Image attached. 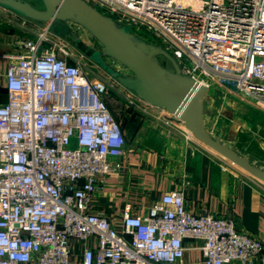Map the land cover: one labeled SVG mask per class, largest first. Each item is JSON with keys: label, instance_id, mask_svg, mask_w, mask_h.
I'll use <instances>...</instances> for the list:
<instances>
[{"label": "built area", "instance_id": "built-area-1", "mask_svg": "<svg viewBox=\"0 0 264 264\" xmlns=\"http://www.w3.org/2000/svg\"><path fill=\"white\" fill-rule=\"evenodd\" d=\"M85 1L161 44L206 86L264 109V0ZM48 32L22 39L0 96V264H189L186 239L201 242L203 264H250L264 242L231 216L191 212L181 190L167 191L144 215L126 205L120 230L88 210L90 194L114 169L111 158L124 152L106 101L113 83L70 60ZM128 95L132 107L147 104ZM92 235L96 246L73 259L70 240Z\"/></svg>", "mask_w": 264, "mask_h": 264}, {"label": "crops", "instance_id": "crops-1", "mask_svg": "<svg viewBox=\"0 0 264 264\" xmlns=\"http://www.w3.org/2000/svg\"><path fill=\"white\" fill-rule=\"evenodd\" d=\"M39 24L0 6V96L3 98L8 64L15 60L22 39L34 35ZM110 90L112 95L108 90L106 101L121 125L124 152L111 158L114 169L102 176L100 188L90 194L89 211L103 213L120 230L126 205L130 214L144 215L167 191L178 189L191 212L231 216L239 230L264 242V182L228 164L226 159L198 142L166 110L149 104L132 107L127 101L128 90L118 83ZM206 107L203 98V118L208 128ZM212 136L229 145L224 137ZM259 140L264 143V136ZM245 156L252 160L249 154ZM184 243L183 261L203 264L201 242L186 239ZM96 244L93 235L86 240H70L72 258L81 259L83 249ZM19 264L38 263L31 260ZM224 264L241 263L234 260ZM250 264H264V249Z\"/></svg>", "mask_w": 264, "mask_h": 264}, {"label": "water", "instance_id": "water-1", "mask_svg": "<svg viewBox=\"0 0 264 264\" xmlns=\"http://www.w3.org/2000/svg\"><path fill=\"white\" fill-rule=\"evenodd\" d=\"M41 3L42 8H38L27 0H0V6L48 26L59 37L71 34V23L85 28L102 46L87 47L76 38V47L86 57L145 103L169 112L172 120L182 123L198 142L264 182V167L208 132L203 118L207 86L185 72L161 44L145 40L85 0H41ZM104 57L113 58L130 73L114 69Z\"/></svg>", "mask_w": 264, "mask_h": 264}, {"label": "rangeland", "instance_id": "rangeland-1", "mask_svg": "<svg viewBox=\"0 0 264 264\" xmlns=\"http://www.w3.org/2000/svg\"><path fill=\"white\" fill-rule=\"evenodd\" d=\"M27 1L38 8H42L41 0ZM44 27V24H39L38 31H41ZM71 28V34L66 37H59L51 31L48 32L47 37L50 44L51 42L65 44L71 54L70 60L79 61L93 75H99L116 84V80L110 77L105 69L91 58L86 57L76 47L75 39L80 38L87 47L96 49L102 48L101 44L82 26L71 23ZM104 60L116 69V60L110 57H104ZM118 69L119 72H128V69L122 64ZM219 87L216 83L211 82L204 93V101L207 106L206 120L208 121V128L205 123L206 129L210 131L211 135L224 137L229 145H232L243 155L249 154L257 165L264 167V143L259 140L264 136V109L254 106L246 95L230 93L227 90H221ZM111 88L112 86L109 87L110 95H112ZM116 101V99L113 100V102ZM112 104L114 105L115 103ZM114 107L116 106L114 105ZM167 113L171 115L169 112ZM183 127L186 129L184 125Z\"/></svg>", "mask_w": 264, "mask_h": 264}, {"label": "bare ground", "instance_id": "bare-ground-1", "mask_svg": "<svg viewBox=\"0 0 264 264\" xmlns=\"http://www.w3.org/2000/svg\"><path fill=\"white\" fill-rule=\"evenodd\" d=\"M204 84V83H203Z\"/></svg>", "mask_w": 264, "mask_h": 264}]
</instances>
